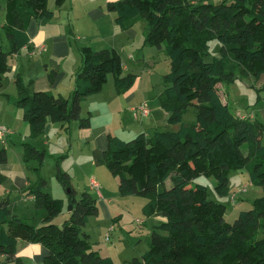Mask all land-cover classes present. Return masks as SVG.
Here are the masks:
<instances>
[{
	"label": "trees",
	"instance_id": "1",
	"mask_svg": "<svg viewBox=\"0 0 264 264\" xmlns=\"http://www.w3.org/2000/svg\"><path fill=\"white\" fill-rule=\"evenodd\" d=\"M66 2L55 0L51 9L49 0H6L4 28L10 49L0 44V89L11 69V57L30 46L31 20L52 21ZM107 10L114 13L121 30L145 20L149 27L145 44L163 48L170 59L158 101L169 114L168 124L179 128L157 131L151 137L141 133L129 140L109 134L103 157L122 195L145 197L146 215L160 213L167 218L158 228L168 235L155 230L149 249L129 261L118 263L103 256L85 230L90 217L99 213L96 200L86 192L77 197L69 175L61 173L70 191L69 219L62 226L54 223L65 203L44 191L47 181L40 177L25 189L34 198L33 223L13 212L9 198L0 201V255L23 264L17 255L21 240L46 247L40 264H264V236L260 235L264 195L229 223L227 206L210 199L206 185L195 183L200 176L215 177L216 193L227 196L230 174L252 164L251 180L264 190V123L255 117H238L218 87L237 76L259 80L264 74V0H117L109 2ZM212 38L222 45L220 55L208 61ZM81 54L82 65L69 98L31 91L17 75L16 103L33 138L46 131L48 121L64 126L75 121L80 128H89L92 114L82 116L83 102L104 89L109 75L118 93L135 85L138 74L125 71L117 49L83 45ZM56 75V70L49 71L51 81ZM190 106L198 110L192 124L184 122V111ZM25 148V161L39 174L44 152L29 143ZM7 162V149L1 147L0 165ZM3 179L0 172V182Z\"/></svg>",
	"mask_w": 264,
	"mask_h": 264
},
{
	"label": "rangeland",
	"instance_id": "2",
	"mask_svg": "<svg viewBox=\"0 0 264 264\" xmlns=\"http://www.w3.org/2000/svg\"><path fill=\"white\" fill-rule=\"evenodd\" d=\"M5 5L6 0H0V44L5 50H9L10 42L4 28L6 21ZM49 6L51 9H55V0H49ZM58 19L60 20V17ZM72 21H67L68 28H71L69 23H74ZM59 24V28L65 27L64 22ZM79 25L82 31L81 35H84L83 32L92 33V26L87 20ZM74 34V36L72 35L74 42H81V44L87 42L84 36H82L81 41L78 38L76 40L78 32L75 31ZM105 34L108 33L106 32ZM221 45L217 38H212L209 41V53L205 57L206 60L211 61L214 57L219 56ZM123 50L125 64H129L130 60L127 57L132 54L129 51L130 48L124 44L121 48L122 52ZM154 52V67L151 70L140 68L139 72L141 73L138 75V79H141L143 86L142 93H147L146 97L150 103H152L153 97L158 99L162 93L165 87L164 76L171 68L170 59L164 49L155 47ZM38 58L39 56L37 55L34 59ZM128 71L130 70H126V72ZM108 82H110L109 85ZM108 82L104 93H101V91L100 94H95L97 97L108 96V93L112 91L111 89L113 88L110 86H115L112 74L109 75ZM218 87L219 92L225 98V101L229 103L232 111L245 113L251 111L255 113L259 121L264 123V84L260 85L259 80L253 77L237 76L229 83H220ZM17 98L18 91L13 75L8 73L4 80V87L0 89V125L8 127L12 133L8 134L7 137H0V148L5 147L7 149L8 160L13 167L10 169V167L6 166L3 170L0 169V172L4 175L3 181L0 182V201L9 198L13 212L26 222L33 223V216L36 211L35 203L23 196L21 188L27 179L35 184L39 182L40 177H44L47 181L44 191L55 198L64 200V210L54 219L56 225L62 226L69 219L71 212L70 191L60 175L61 173H67L70 177L71 187L77 192V197L86 192L97 202L99 213L90 217L85 227V230L91 234L95 249L100 251L103 256L111 257L118 263L132 260L134 257H140L141 251L149 249V242L146 239L150 240L152 231L155 230L154 228L157 224L155 217L148 216L143 211L147 199L140 195H131L129 197L122 195L119 190L118 179L112 175L106 165L102 164L99 168L94 167L87 159L93 158V150L96 147L85 144L79 132L74 131L73 128L71 130L65 129L66 132L65 130L61 132L60 129H52L60 126V123H57V127H52L47 134L44 132L43 134L45 135L41 134L33 138L31 127L29 123L24 121L22 109L17 106ZM147 106L151 111V115H154L156 103H153L152 106L147 103ZM197 112V107H188L184 111V122L188 124L195 123ZM96 119H99L96 124L97 127V125L101 126L104 123L106 117L101 114ZM107 122H109L108 119ZM50 124L53 125L54 123ZM28 143L45 154L44 165L39 174L34 169L29 168L28 162L25 161V147ZM251 165L244 170L233 171L230 174V193L227 196H219L216 193L217 180L215 177L200 176L195 180V183L207 186L210 199L227 206L226 220L229 223H233L236 220L241 210L251 208L252 202L264 195L263 188L254 184L251 180ZM94 178L98 182V187L94 185ZM20 181H22L21 184ZM168 183H170L169 180ZM244 187H246V191H243ZM103 188L108 190L106 198L103 199L104 201L99 198V191H103ZM121 195L124 197H121ZM233 196H236V198L234 199ZM108 201L110 202L107 203ZM105 206L109 207L111 212L106 210ZM112 227L113 229L111 230ZM110 230L111 239L106 242V233L110 232ZM158 231L163 235H168V232L164 229H159ZM260 235L264 236V232ZM140 239H142V242ZM137 245L139 246L137 247ZM21 259L23 264H35V260L30 256L21 257ZM0 264L16 263L9 261L6 256L0 255Z\"/></svg>",
	"mask_w": 264,
	"mask_h": 264
},
{
	"label": "crops",
	"instance_id": "3",
	"mask_svg": "<svg viewBox=\"0 0 264 264\" xmlns=\"http://www.w3.org/2000/svg\"><path fill=\"white\" fill-rule=\"evenodd\" d=\"M113 1L117 0H67L66 4L56 11L55 17L57 19L60 17V20L58 19L57 21L54 18L50 22H42L40 19H32L28 28V35L31 40L30 46H25L19 53L11 57V69L8 73L13 75L14 82L17 75H19L27 83L31 91H49L55 95L71 97L75 88L76 74L82 65L81 47L83 45H91L94 49H117L122 56L125 71L129 69L139 75L141 73L139 72L140 68L151 70L155 62V47L145 44L149 31L147 22L140 20L131 28L121 30L114 22V13L107 10V4ZM68 20H73L72 22H74L73 24L69 23L71 28L67 26ZM85 20L92 26V33L83 32L84 35H81L82 31L79 28V24L85 23ZM60 22H64L65 27L61 25L62 27L59 28ZM75 31L78 32L76 40L78 38L81 41L82 36H84L87 42L83 44L74 42ZM106 32L108 34H105ZM124 44L130 48L129 51L133 54H129L127 57L130 60L129 64H125L124 50L123 52L121 51ZM37 55L39 58L34 59ZM51 70L57 71L53 81L49 78V71ZM259 81L260 85L264 84V74L261 75ZM109 84L110 82H108ZM105 87L101 93H104ZM110 87L113 88L111 89L113 92L108 93V96L97 97V94L84 100L82 116L86 117L90 112L92 114L89 128H80L75 121L65 126L60 124L58 127L56 126L57 123L48 121L46 125L47 131H45L47 134L52 127H57L52 129H60L61 132L72 128L74 131H78L85 144L96 147L93 150V158L87 159H89L91 165L98 168L104 164L103 157L108 146L109 134L128 140L141 133L151 137L157 131L167 128L177 130L179 128V125L168 124L169 114L162 108L156 97H153L152 103L149 102L146 97L147 93H142L143 86L140 78L137 79L131 89L124 93H118L115 86ZM154 99L157 101L154 102ZM143 103H148L150 106L156 103L155 114L151 115L150 111V114L146 117L137 116V108ZM101 114L106 117V120L101 126L97 125L96 127L99 120L96 118L101 116ZM253 114L257 118L255 113ZM107 119L109 122H107ZM50 123L54 124L51 125ZM6 166L10 167V169L13 167L8 160L7 163L0 165V169L3 170ZM94 182H96L95 178ZM32 184L27 179L21 188V193L27 200L34 202L33 197L28 195L25 190ZM103 189V191H99V198L102 200L106 198L108 192L106 188ZM121 197L124 196L121 195ZM106 210L111 212L109 207H106ZM152 217H155L157 223L155 230H159L158 225L167 220L160 213ZM140 241L142 242V239ZM146 241L149 242L148 239ZM141 252L140 254L142 255L145 251ZM46 254V247L39 243H29L21 240L18 243V257L26 258L30 256L35 260V264H40Z\"/></svg>",
	"mask_w": 264,
	"mask_h": 264
},
{
	"label": "built area",
	"instance_id": "4",
	"mask_svg": "<svg viewBox=\"0 0 264 264\" xmlns=\"http://www.w3.org/2000/svg\"><path fill=\"white\" fill-rule=\"evenodd\" d=\"M194 2H197L199 0H193ZM42 51V50H41ZM40 51V52H41ZM138 112H137V116H148L150 114V109L148 108L147 104L146 103H143L141 104L138 108H137ZM237 116L240 117V118H251V119H254V114L252 112H242V111H237L236 112ZM11 130L6 127V126H3V125H0V137H7L8 134H11ZM94 185L98 187V183L97 182H94ZM243 191H246V187L243 188ZM234 197V196H233ZM141 222V221H140ZM113 229V227L111 228V230ZM111 230L110 232L106 233V238L105 240L107 242L110 241L111 239Z\"/></svg>",
	"mask_w": 264,
	"mask_h": 264
},
{
	"label": "water",
	"instance_id": "5",
	"mask_svg": "<svg viewBox=\"0 0 264 264\" xmlns=\"http://www.w3.org/2000/svg\"><path fill=\"white\" fill-rule=\"evenodd\" d=\"M70 208H72V205L70 206Z\"/></svg>",
	"mask_w": 264,
	"mask_h": 264
}]
</instances>
